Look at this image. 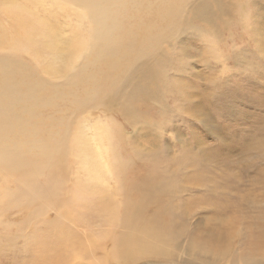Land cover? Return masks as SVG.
Returning <instances> with one entry per match:
<instances>
[{
	"label": "rangeland",
	"instance_id": "obj_1",
	"mask_svg": "<svg viewBox=\"0 0 264 264\" xmlns=\"http://www.w3.org/2000/svg\"><path fill=\"white\" fill-rule=\"evenodd\" d=\"M167 1L174 15L168 14ZM28 6L34 9L33 3ZM71 7H36L41 17L57 20L63 37L76 35L83 45L72 65L55 74L53 58L43 53L39 39L34 46L21 36L23 43L15 41L20 29L0 0L5 38L0 61L21 66L13 76L16 88L7 85L12 78L0 69V102L7 104L0 118H11L6 129L16 118L26 120L14 137L17 145L39 138L41 147L48 130L75 118L117 128L116 142L121 156L130 159L128 169L171 177L172 191L182 201L175 211L184 228L178 239L230 248L219 256L214 246L209 254L198 251L199 257L179 249L170 262L138 264H264V0H125L110 12L120 15L117 28L125 45L133 42L134 47L120 67H99L91 77L80 75L83 64L105 45L88 36V23L76 21ZM151 26L161 31L150 34ZM124 77L127 88L121 85ZM25 80L39 84L29 116L21 100L28 90ZM91 86L100 90L86 104L78 102ZM40 151L21 156H44ZM5 218L17 220L14 214ZM5 218L1 241L14 232L5 227ZM26 239L27 231H19L16 253L0 245V264H16L25 254Z\"/></svg>",
	"mask_w": 264,
	"mask_h": 264
},
{
	"label": "bare ground",
	"instance_id": "obj_2",
	"mask_svg": "<svg viewBox=\"0 0 264 264\" xmlns=\"http://www.w3.org/2000/svg\"><path fill=\"white\" fill-rule=\"evenodd\" d=\"M124 1L2 0L6 14L20 29L15 41L19 44L24 39L34 46L39 39L42 52L53 58L50 70L55 74L72 65L83 45L74 34L63 37L57 20L41 17L36 7L54 10L72 6L76 21L88 23V36L105 45L97 47L95 56L85 61L80 73L83 77H91L95 69L106 65L120 67L134 47L133 42L125 45L117 28L120 15L110 12ZM31 3L33 10L28 6ZM166 7L168 14L174 15L169 1ZM156 30L161 31L151 26L148 33L158 34ZM3 33L0 22V48L5 47ZM20 67L16 61H0L2 73L9 72L12 78L9 87L16 88L13 76ZM134 71L135 68L131 70ZM128 83L127 77L121 79L125 88ZM25 84L28 90L22 93L21 100L29 116L33 111L31 99L38 93L39 84L29 80ZM89 89L88 96L78 102L84 100L86 104L100 90L92 86ZM113 94L118 96L116 91ZM0 109H7L4 100ZM1 121L0 218L14 214L17 220L4 219L5 227H12L14 232L3 242L0 238V245L6 244L16 253L18 232L27 231L25 254L19 253L22 258L16 264H138L147 259L170 262L179 249L195 257H199L198 251L211 253L214 246L219 256L227 252L226 243L198 239L193 241L201 242L197 245L178 239L184 228L178 224L180 218L175 211L181 209L182 201L172 191L171 177L151 169H128L130 159L121 156L116 142L117 128L83 118L65 120L60 128L47 131L40 147L39 138L17 145L15 136L25 119L16 118L10 129H6L11 121L8 114ZM39 148L44 156H21Z\"/></svg>",
	"mask_w": 264,
	"mask_h": 264
}]
</instances>
